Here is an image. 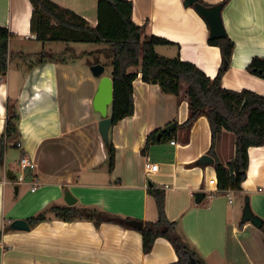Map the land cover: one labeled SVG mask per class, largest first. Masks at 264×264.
Listing matches in <instances>:
<instances>
[{
  "label": "crops",
  "instance_id": "obj_1",
  "mask_svg": "<svg viewBox=\"0 0 264 264\" xmlns=\"http://www.w3.org/2000/svg\"><path fill=\"white\" fill-rule=\"evenodd\" d=\"M51 1L96 24L97 0ZM130 1L132 20L143 27V36L154 34L174 43L155 46L159 55L178 54L210 78L216 76L221 67L220 50L207 42L208 25L193 6H184L183 0ZM201 1L210 6L221 0ZM32 11L29 0H0V25L11 33V57L0 76V135L7 101L12 100L18 112L21 143L20 148L7 147L0 166V264L175 262L177 255L168 240L156 238L145 254L139 230L115 222L97 225L86 219L64 221L47 212L44 221L29 225L27 231L9 227L12 220L27 219L52 204L66 205L65 190L76 199L71 206L153 222L158 213L148 192L150 186L164 192L166 217L176 222L177 233L206 264H264V231L240 220L244 197L248 196L253 213L264 224V144L248 148L246 177L240 190H231L229 202L216 186L213 162L215 157L223 163L232 159V134L223 132L211 154L206 116L197 117L187 129L181 127L189 115L184 94L179 98L165 94L157 84L142 81L138 73L132 82L133 113L108 131L115 147L109 172L98 131L101 116L92 106L100 79L89 69L93 60H86L87 67L73 59L45 61L26 69L20 63L13 64L15 57L41 51L30 52L22 46L26 40H36L31 31ZM221 19L234 44L229 65L221 74V86L234 91L249 89L264 96V79L247 70L252 57H264V0H228L221 8ZM61 46L63 50L75 48ZM47 50L54 52L50 47ZM169 123L175 124L172 137L162 135L142 154L147 136ZM171 140L175 144H170ZM13 149L17 157H12ZM23 153L35 162L34 170L20 169L18 160ZM204 154L211 161L199 163ZM146 159L158 164L155 171L145 170ZM34 180L37 186L31 191ZM21 185L29 187L27 192H22ZM197 191L204 192L199 203H195ZM236 194L243 199L238 204Z\"/></svg>",
  "mask_w": 264,
  "mask_h": 264
},
{
  "label": "trees",
  "instance_id": "obj_2",
  "mask_svg": "<svg viewBox=\"0 0 264 264\" xmlns=\"http://www.w3.org/2000/svg\"><path fill=\"white\" fill-rule=\"evenodd\" d=\"M29 1L33 7L31 31L36 40L62 43L95 42L108 45L98 50V53H103L111 65V126L133 113L132 82L138 73L142 81L157 84L165 94L178 98L184 94L188 100L189 115L180 126L187 129L197 117L206 116L211 132V154L214 153L215 144L223 132L232 134V159L223 163L214 158L216 186L220 191L241 189L246 177L248 148L264 144V96L249 89L234 91L221 86V74L228 67L234 49V44L227 35L218 39H207L209 44L219 48L221 55V67L216 76L210 78L193 63L181 59L178 54L173 57L159 55L155 46L174 43L154 34L143 36V27L132 20L133 3L130 0H97L95 25L51 0ZM199 2L206 5L201 0ZM227 2L228 0H221L219 4L223 6ZM10 37L8 29L0 25V76L6 72L11 57L8 49ZM38 56L37 63L72 60L44 51H40ZM90 63L103 64L98 57H94ZM130 68L135 70L130 71ZM247 70L264 79V57H252ZM158 131L159 129L147 136L146 143L141 148L142 154L147 151L150 142L157 141ZM172 134L173 132L164 134V137L171 138ZM18 137L16 104L8 100L4 128L0 135V166L3 164L5 150L10 145L15 146ZM104 148L107 169L110 172L115 161V147L108 139L104 142ZM148 192L155 199L158 217L156 221L143 222V227L139 230L143 253H149L155 239L162 237L169 241L177 255L175 262L167 264H185L188 256L195 258L197 264H206L177 233L176 222L166 217L164 192L153 186L148 187ZM47 212L64 221L86 219L94 221L97 225L100 222H115L128 226L126 222L129 220L94 208L56 204L26 220L30 226H34L46 219ZM261 229L264 230V224Z\"/></svg>",
  "mask_w": 264,
  "mask_h": 264
},
{
  "label": "water",
  "instance_id": "obj_3",
  "mask_svg": "<svg viewBox=\"0 0 264 264\" xmlns=\"http://www.w3.org/2000/svg\"><path fill=\"white\" fill-rule=\"evenodd\" d=\"M183 5L186 7L193 6L194 9L203 17L209 28L210 39H218L226 36L221 19V4L207 6L201 4L199 0H183ZM89 69L94 76L100 77L96 91L92 98V106L93 109L101 116V119L98 122V131L103 142L106 143L108 141V131L112 124L111 117L108 115V108L113 97L112 79L109 76L103 75L104 66L100 63L90 65ZM174 129V123L165 125L156 133V139L159 140L162 135L169 134ZM209 161H211V157L207 154L202 155L198 160L199 163H206ZM203 197L204 192L197 191L195 193V203H199ZM63 199L65 204L68 206H71L76 202L75 197L68 190L64 191ZM240 220L243 223L250 222L253 226L259 229H261L263 226L262 218L253 213L250 207L248 196L244 197ZM126 224L138 230L143 227V222L134 219L128 220ZM9 227L11 230H29V224L26 219H14L10 222ZM185 264H197V262L195 258L188 256Z\"/></svg>",
  "mask_w": 264,
  "mask_h": 264
},
{
  "label": "rangeland",
  "instance_id": "obj_4",
  "mask_svg": "<svg viewBox=\"0 0 264 264\" xmlns=\"http://www.w3.org/2000/svg\"><path fill=\"white\" fill-rule=\"evenodd\" d=\"M61 45H64V48L67 46H74L75 47L73 49L74 52L72 50H65V49L63 50ZM22 46L25 48L24 50H30V52L31 51L33 52L35 49H38V50L40 49L41 51H45V50H47V48L50 47L53 49L54 52H49L47 50L48 53H55V55H59L60 57L70 59V60L73 59L77 63H82V65L86 66V67L88 64V63H86V60L92 61L93 55L95 57L99 56V58H100L99 60H101V62H103V64H104V65L102 64L104 66L103 75H110V72H111L110 62L106 60L103 53H100V54L98 53V48L108 47L107 44L95 43V42L62 43V42H53V41L26 40ZM164 48L167 49L166 47H164ZM172 49L174 50L175 48H172ZM83 50L91 51V53L90 52H88L90 54L82 53ZM92 52H93V54H92ZM172 53H170V54H172ZM38 59H39L38 53H33V54L27 53L24 57H15L13 64H17V63L19 64L20 63L19 65H22L23 66L22 68L26 69L28 65L36 64ZM8 150H10V149H8ZM11 153L13 155L12 157H17V155L14 154V153H17L16 150H14V152L12 151ZM9 187H11V186H9ZM20 188H21L22 192H27V190L29 189V187L27 185H21ZM10 189H12L11 192H14V188L11 187ZM236 196H237V194L235 195V197ZM235 200L237 201L236 204L243 201V199H241L240 197H236Z\"/></svg>",
  "mask_w": 264,
  "mask_h": 264
},
{
  "label": "built area",
  "instance_id": "obj_5",
  "mask_svg": "<svg viewBox=\"0 0 264 264\" xmlns=\"http://www.w3.org/2000/svg\"><path fill=\"white\" fill-rule=\"evenodd\" d=\"M170 144H175L174 140L170 141ZM15 147L20 148L21 147V143L19 141L16 142ZM19 163V167L22 171H31L34 170L36 167L35 162L25 153L21 154V156L19 157L18 160ZM158 167L157 163H152L150 162L148 159L145 160L144 162V168L147 172H152L155 171ZM22 177H19L18 180H21ZM37 186V181L34 180V184L31 187V191H34L35 187ZM223 192L227 195L229 202L232 201V198L230 197V192L231 190H223ZM212 194H209L208 197H212Z\"/></svg>",
  "mask_w": 264,
  "mask_h": 264
}]
</instances>
